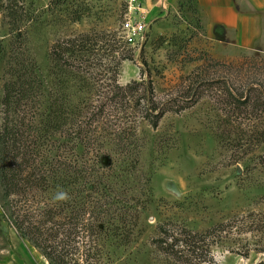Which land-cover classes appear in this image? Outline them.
Listing matches in <instances>:
<instances>
[{
    "label": "rangeland",
    "instance_id": "374dc122",
    "mask_svg": "<svg viewBox=\"0 0 264 264\" xmlns=\"http://www.w3.org/2000/svg\"><path fill=\"white\" fill-rule=\"evenodd\" d=\"M75 1L89 9L79 23H70L61 13H49L48 0L18 1L36 17L34 23L24 21L21 27L28 31L46 84L51 45L59 38L94 30L109 39L115 35L119 55L129 58L118 68L116 84L128 88L127 94L133 92L132 103L142 105L138 97L144 90L150 97L152 90L157 109L151 115L170 110L156 129L146 122L138 128L145 141L135 177L149 182L152 204L141 218L135 240L111 264L264 263V96H260L264 45L257 52H220L203 30L192 0H162L155 15L145 9L143 0ZM5 5L0 0V46L4 48L0 51V102L10 38ZM139 23L142 36L128 45L123 34ZM112 92L121 93L113 88ZM248 98L249 106L234 103ZM126 113L133 118L130 109ZM1 118L0 107V122ZM223 118L240 125L245 138L232 141L237 137L231 133L227 138V131L219 144L214 134L221 132L218 126ZM106 163L101 159V165ZM161 224L180 243L185 238L182 229L205 233L218 224L225 228L206 236V247L196 244L197 257L211 259L203 263L189 255L192 247L188 245L178 248L181 261L157 251L151 241L158 237ZM46 263L39 251L17 237L0 211V264Z\"/></svg>",
    "mask_w": 264,
    "mask_h": 264
},
{
    "label": "trees",
    "instance_id": "16d2710c",
    "mask_svg": "<svg viewBox=\"0 0 264 264\" xmlns=\"http://www.w3.org/2000/svg\"><path fill=\"white\" fill-rule=\"evenodd\" d=\"M5 1L10 38L0 102L2 218L48 264H111L135 240L141 218L152 204L149 182L135 177L145 141L138 128L146 122L156 129L170 110L151 115L157 109L152 90L150 97L146 90L138 97L142 105L132 103L133 92L127 94L128 88L116 84L118 68L129 58L119 55L115 35L109 39L94 30L59 38L51 45L46 84L28 31L21 27L36 17L24 2ZM47 9L70 23L89 15L87 6L75 0H48ZM0 51L4 52L2 46ZM234 103L249 106L251 101ZM225 118L218 126L221 132L214 134L219 144L227 131V138L231 133L237 137L232 141L245 138L241 126ZM165 227H157L158 237L151 242L176 261L183 259L180 245L192 247L189 255L198 260L196 244L206 247V236L225 228L218 224L205 233L182 229L187 240L180 243ZM206 257L199 260L210 262Z\"/></svg>",
    "mask_w": 264,
    "mask_h": 264
},
{
    "label": "crops",
    "instance_id": "0c3cea01",
    "mask_svg": "<svg viewBox=\"0 0 264 264\" xmlns=\"http://www.w3.org/2000/svg\"><path fill=\"white\" fill-rule=\"evenodd\" d=\"M194 1L203 30L220 52L261 51L264 45V0ZM160 2L163 1L143 0L151 15L157 13Z\"/></svg>",
    "mask_w": 264,
    "mask_h": 264
},
{
    "label": "built area",
    "instance_id": "2783aa9c",
    "mask_svg": "<svg viewBox=\"0 0 264 264\" xmlns=\"http://www.w3.org/2000/svg\"><path fill=\"white\" fill-rule=\"evenodd\" d=\"M143 33V26L141 23L137 25L136 28H131L130 32L128 31L127 34H123V39L128 45H134L136 39L139 36H142Z\"/></svg>",
    "mask_w": 264,
    "mask_h": 264
}]
</instances>
